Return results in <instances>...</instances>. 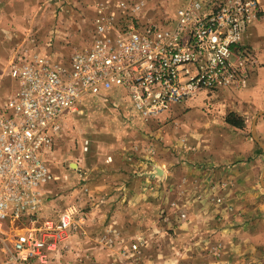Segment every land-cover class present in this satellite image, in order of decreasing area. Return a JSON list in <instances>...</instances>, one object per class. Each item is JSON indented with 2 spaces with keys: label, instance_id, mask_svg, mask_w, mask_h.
<instances>
[{
  "label": "built area",
  "instance_id": "1",
  "mask_svg": "<svg viewBox=\"0 0 264 264\" xmlns=\"http://www.w3.org/2000/svg\"><path fill=\"white\" fill-rule=\"evenodd\" d=\"M174 5L163 23L140 19L142 1H122L115 12L102 5L91 46L74 51L68 65L34 52L13 62L18 89L0 113V230L8 221L29 223L5 264L47 262L65 246L67 231L78 229L77 203L39 228L32 218L56 181L50 157L64 118L78 104L90 97L114 102L119 93L132 117L150 122L203 92L248 86L257 62L243 41L262 13V0H175Z\"/></svg>",
  "mask_w": 264,
  "mask_h": 264
},
{
  "label": "rangeland",
  "instance_id": "2",
  "mask_svg": "<svg viewBox=\"0 0 264 264\" xmlns=\"http://www.w3.org/2000/svg\"><path fill=\"white\" fill-rule=\"evenodd\" d=\"M10 1L0 0V10ZM42 1L44 3H38V12L31 21L26 24L15 22L17 34L9 45L12 51L7 53L6 48H0V113L16 89L15 81L9 76L14 61L25 53L34 52L46 54L55 61L68 65L74 51L85 50L92 44L98 12L91 15L88 3H76L75 0H63L65 3H60V0ZM122 1L145 3L143 11L137 14L144 22L153 20L163 23L175 8V0H120V3ZM102 5H108V12H115L118 6L107 3ZM263 16L262 10L260 17ZM18 26L21 28L20 32H17ZM5 41L4 38L0 39L2 44ZM243 48L256 55L252 46L244 45ZM260 68L255 67L251 76H255ZM215 92H203L192 102L204 98V95L210 97ZM112 97L114 102L99 97L85 99L64 118L62 132L56 138L54 153L50 157L57 178L47 186L40 213L32 218L39 228L46 219H58L70 205L77 203L80 207V214L75 218L78 229L70 228L67 231L69 237L64 242L65 246L53 253V258L47 262L33 260L29 264H184L181 257L187 255L189 250L184 247L183 233L176 230L188 222V212L181 192L174 201L168 197L166 175L167 170L171 171L173 161L183 160V134L189 128L183 118L197 111L199 104L180 106L163 115L159 121L145 122L132 117V111L127 109V102L121 94L116 93ZM208 103L210 104V100ZM213 110L211 106V110L205 111L213 116ZM197 121L198 119L192 120V125L197 124ZM228 123L232 121L228 120ZM156 131L159 133L154 134ZM137 142H143V147L151 150L152 157L155 146L161 147L158 163H153L151 167L137 164L133 168L129 164H122L123 171L135 176L152 174V182L146 179L145 183L142 180L134 183L133 177H128L123 184H112L109 206L102 209V190L96 191V199L91 200L90 180L85 175L82 176L83 173L76 166L81 164V169L86 170V159L91 156L95 147L103 148L107 145V148H112ZM86 144L89 146L87 152L84 151ZM166 149H171V152L167 154ZM139 155L138 161L145 162L148 158V155L145 157L146 153ZM125 159L132 161V155ZM154 195L165 202L159 208V215L152 208L154 201L151 203V198ZM217 202L222 204L223 200L219 199ZM28 223L25 218V221L12 224L8 221L3 224L6 228L0 230V264L6 263L15 238L27 231ZM223 250L224 246L221 244L213 248L211 254L216 251L215 255H220Z\"/></svg>",
  "mask_w": 264,
  "mask_h": 264
},
{
  "label": "crops",
  "instance_id": "3",
  "mask_svg": "<svg viewBox=\"0 0 264 264\" xmlns=\"http://www.w3.org/2000/svg\"><path fill=\"white\" fill-rule=\"evenodd\" d=\"M75 2L88 3V11L94 16L100 5L107 3L116 6L120 0ZM38 3L44 2L11 0L0 10V39H6L4 44L0 43V48H6L7 53L12 51L9 45L17 34L15 22L26 24L31 21L38 12ZM60 3L65 2L60 0ZM20 30L18 26L17 32ZM243 44L255 49L258 55L254 56L257 62L255 67H261L260 70L251 76L246 88L222 89L210 97L204 95V98L190 102L191 105L199 104V109L183 118L189 127L183 134V160L173 161L171 171L167 170L168 197L174 201L181 192L188 212V222L176 230L183 233L184 247L189 250L187 255L181 257L184 264H264V16L253 22ZM9 76L15 81L16 89L6 103L18 89L11 69ZM211 106L214 108L213 116L205 111L211 110ZM196 119L198 121L194 126L192 120ZM228 120L232 123H228ZM158 133L156 131L154 134ZM142 144L95 147L86 159V170L81 169V164L76 166L83 173L82 176L90 180L91 200L96 199V191L102 190V209L109 206L112 184H123L128 177H133L134 183L141 180L145 183L146 179L153 178L152 174L135 176L122 168V164H129L133 168L137 164L151 167L153 163H158L161 147L155 146L152 157L151 150ZM166 150L167 154L171 152V149ZM144 153L148 158L145 162L138 161L139 154ZM131 155L135 163L125 159ZM111 162L113 165H110ZM219 199L223 200L222 204L217 202ZM153 201L152 208L159 215L164 199L154 195L151 203ZM221 244L224 246L222 253L215 255L214 251V255L211 254V250Z\"/></svg>",
  "mask_w": 264,
  "mask_h": 264
},
{
  "label": "water",
  "instance_id": "4",
  "mask_svg": "<svg viewBox=\"0 0 264 264\" xmlns=\"http://www.w3.org/2000/svg\"><path fill=\"white\" fill-rule=\"evenodd\" d=\"M160 173H162V171L160 170Z\"/></svg>",
  "mask_w": 264,
  "mask_h": 264
}]
</instances>
